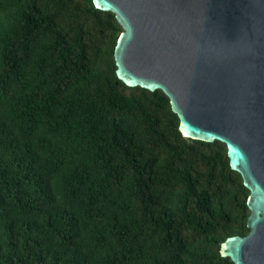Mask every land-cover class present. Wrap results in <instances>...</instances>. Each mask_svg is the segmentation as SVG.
Returning a JSON list of instances; mask_svg holds the SVG:
<instances>
[{
  "label": "trees",
  "instance_id": "obj_1",
  "mask_svg": "<svg viewBox=\"0 0 264 264\" xmlns=\"http://www.w3.org/2000/svg\"><path fill=\"white\" fill-rule=\"evenodd\" d=\"M122 31L93 0H0V264H235L250 190L117 76Z\"/></svg>",
  "mask_w": 264,
  "mask_h": 264
},
{
  "label": "water",
  "instance_id": "obj_2",
  "mask_svg": "<svg viewBox=\"0 0 264 264\" xmlns=\"http://www.w3.org/2000/svg\"><path fill=\"white\" fill-rule=\"evenodd\" d=\"M122 26L116 74L161 89L184 136L226 143L250 190L246 235L221 252L264 264V0H93Z\"/></svg>",
  "mask_w": 264,
  "mask_h": 264
}]
</instances>
